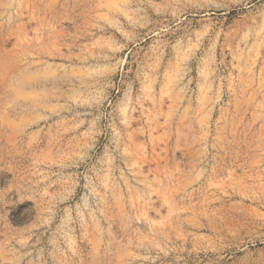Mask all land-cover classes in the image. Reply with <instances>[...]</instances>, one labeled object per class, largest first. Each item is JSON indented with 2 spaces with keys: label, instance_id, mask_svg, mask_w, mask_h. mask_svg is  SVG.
I'll return each instance as SVG.
<instances>
[{
  "label": "rangeland",
  "instance_id": "obj_1",
  "mask_svg": "<svg viewBox=\"0 0 264 264\" xmlns=\"http://www.w3.org/2000/svg\"><path fill=\"white\" fill-rule=\"evenodd\" d=\"M0 264H264V0H0Z\"/></svg>",
  "mask_w": 264,
  "mask_h": 264
}]
</instances>
